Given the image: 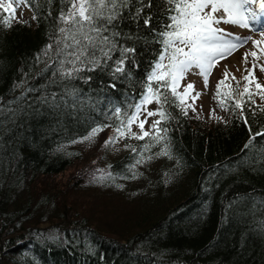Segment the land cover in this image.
<instances>
[{
	"label": "trees",
	"instance_id": "obj_1",
	"mask_svg": "<svg viewBox=\"0 0 264 264\" xmlns=\"http://www.w3.org/2000/svg\"><path fill=\"white\" fill-rule=\"evenodd\" d=\"M135 6L131 0L129 7ZM59 7L60 0H52L51 8L48 0H31L36 20L0 26V99L10 106L28 88L47 83L44 59L37 56L50 42ZM157 9L153 0L151 11L160 20L153 25L159 29L166 17ZM139 25L138 32L131 19L121 24L141 37L128 44L136 47L139 64L131 80L94 72L90 85L77 82L101 101L97 109L70 118L43 109L35 114L23 104L14 122L0 127V264H264V149L256 142L245 148L250 135L264 132L260 96L245 106L247 124L217 97L216 118L187 104V115L163 105L173 117L162 125L171 158L136 165L135 178L129 165L141 159L137 153L146 140L125 139L137 153L127 147L109 163L102 154L87 159L80 142L73 143L97 124L116 129V118L106 114L108 101L121 107L136 101L160 51L143 20ZM110 83H116L114 90ZM38 95L31 92L26 99ZM99 169L114 179L98 182ZM115 192L123 198L133 194L129 201L136 196L134 209L114 207L109 213L104 197Z\"/></svg>",
	"mask_w": 264,
	"mask_h": 264
},
{
	"label": "snow or ice",
	"instance_id": "obj_2",
	"mask_svg": "<svg viewBox=\"0 0 264 264\" xmlns=\"http://www.w3.org/2000/svg\"><path fill=\"white\" fill-rule=\"evenodd\" d=\"M48 3L51 8L52 0H48ZM130 3L131 0H60V7L54 18L55 26L49 35L50 42L37 56L38 61L44 59V70L48 71L47 83L42 88H28L21 96L15 97V107L0 99V127H3L5 120L14 122L24 111L21 107L23 104L35 114H40L43 109L70 118H79L86 110L97 109L101 101L87 95L83 88L77 86V82L90 85L93 80L91 73L94 72H107L114 81L121 77L132 79V69H138L139 64L135 60L136 47L128 44L135 45L141 41V37L121 27L122 22L127 19L137 25L138 32L142 31L139 22L143 20V29L152 34L153 43L160 45V51L145 77L143 88L135 93L136 101L124 107L111 101L105 104L106 114H110L109 118L115 117L118 122L116 135L105 141L106 147L120 139L147 141L141 146L143 151L139 153L133 146L126 145L141 157L135 164L129 165L130 172L136 165L154 157L171 158L170 143L167 142L169 138L164 134L167 129L162 125L165 120L173 117L164 110L163 105L179 108L181 114L187 115L186 101L178 91L186 72L193 67L199 69L207 87L208 76L218 61L226 59L251 41L256 50L245 51L243 62L247 65L251 56L252 67L245 68L247 74L239 79L232 76L236 83L235 92H221L220 86L228 79L227 71L224 78L217 82L216 88L220 106L226 110H236L247 124L248 118L243 116L245 106L251 107L255 103V96L264 99V83L254 75L257 69L264 73V64L258 62V52L264 55V47H261L264 44V0H158L157 10L166 17L159 29L153 25L154 21L160 23L159 18L151 11L153 0H135L138 6L134 8L129 7ZM22 5L31 9V0L0 2V26L10 28L13 21L21 23L16 19L15 12ZM48 15L51 16V11ZM32 19L36 20L37 17L33 15ZM221 25L258 32L260 39H253L252 35L236 36ZM250 85L254 87L250 89ZM109 87L114 90L116 83H110ZM189 89L194 90V85L188 83L184 87V95L188 94ZM31 92L39 95L26 99ZM199 96L200 93L197 92L191 97L193 103ZM153 102L161 107L148 110L147 106ZM260 111L264 113V106L260 107ZM144 113L146 115L141 120L140 116ZM152 116H159L160 119L154 120L149 129L145 130L148 117ZM133 124L139 128V133L131 131ZM109 126L108 123L97 124L87 135L73 143L91 142ZM249 131L251 132L250 125ZM161 142L165 143L160 151L145 157V153L151 152ZM253 142L260 143L264 149V132L257 131L250 135L245 148L252 147ZM261 154L264 155V151ZM97 171L100 173L95 177L98 182L114 179L111 172L103 169ZM132 177L135 178L134 172Z\"/></svg>",
	"mask_w": 264,
	"mask_h": 264
},
{
	"label": "rangeland",
	"instance_id": "obj_3",
	"mask_svg": "<svg viewBox=\"0 0 264 264\" xmlns=\"http://www.w3.org/2000/svg\"><path fill=\"white\" fill-rule=\"evenodd\" d=\"M0 2L6 3L7 0H0ZM32 11L25 6H21L17 8L15 12V17L18 20H25V18L32 17ZM227 29V31L232 32L236 36H247L252 35L253 39H260L258 32H251L248 29H244L238 26H230V25H221ZM264 47V44L261 45ZM248 50H256L255 46L251 41L247 44H244L238 50L234 51L231 55H229L226 59H221L212 69L210 75L208 76L207 87L205 86V79L204 75L201 71L195 67L191 68L186 72L183 79L180 81V85L178 90L182 94V98L186 101V104L194 111L199 114H202L203 117L211 116L210 118L216 116L219 117V106L217 105L216 101V88L217 82L224 78L225 71L228 72V79L225 81L224 84L220 86L221 92H225L226 88H230L232 90H236V83L232 79L234 75L237 79L241 76L246 75L245 68L251 69L253 58L249 56V62L247 65L244 64V53ZM260 56L259 63L264 64V55ZM255 77L261 82L264 83V73H261L258 69L255 72ZM251 80V76L249 77ZM191 83L194 85V90L189 89L188 94L184 95V87ZM251 87V85H250ZM199 92L200 96L195 99L194 103L191 99L195 93ZM148 110H155L160 108L159 104L153 102L147 106ZM214 110V112H213ZM146 113L140 116V119L143 120ZM160 119L159 116H152L148 117V121L145 124V130H148L150 125L154 120ZM131 131L135 133H139V128L136 124H133L131 127ZM116 135L115 130L105 128L101 131L93 141L91 142H80L81 148L85 150L87 159L93 158V156H101L103 157L104 163H109L111 160L122 155L123 152L127 149L126 147V140L120 139L115 144H111L109 146H105V141L108 140L109 137H114ZM130 139V138H129ZM158 158V157H157ZM116 194V192H115ZM113 194L111 197L105 196L104 199H108V205L106 206L108 212L110 213L114 207L121 209L123 212H127L128 210L134 209L133 206L136 203V196L133 201H129L128 197L133 195L129 194L127 197L123 198L122 193H117L116 195Z\"/></svg>",
	"mask_w": 264,
	"mask_h": 264
}]
</instances>
